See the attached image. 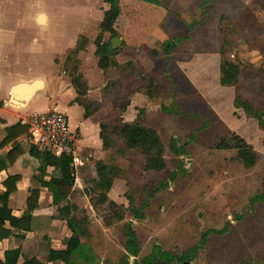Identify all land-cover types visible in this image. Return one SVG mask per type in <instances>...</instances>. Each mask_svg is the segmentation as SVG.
Returning a JSON list of instances; mask_svg holds the SVG:
<instances>
[{
	"label": "rangeland",
	"instance_id": "374dc122",
	"mask_svg": "<svg viewBox=\"0 0 264 264\" xmlns=\"http://www.w3.org/2000/svg\"><path fill=\"white\" fill-rule=\"evenodd\" d=\"M32 1L12 0L3 7L15 26L33 13ZM60 1L39 0L58 19L54 35L56 28L77 23L87 51L84 61L70 52L65 78L75 77L83 64L94 75L97 42L111 41L100 29L104 0ZM121 5L125 14L114 29L123 45L115 50L104 84L89 93L82 75L81 100L91 122L107 126L111 146L104 148L101 130L89 141L78 133L80 180L67 204L84 247L72 264H122L129 230L140 246L137 261L155 245L176 257L202 246L191 264H264V203H253L264 190V116H257L264 112V0H149L134 6L121 0ZM61 60L55 57V64ZM224 61L241 68L235 87L219 85ZM199 67H208L206 80ZM69 115L75 129L80 121L75 112ZM125 123L158 132L165 151L162 172H147L144 156L124 146L117 130ZM241 148L255 155L253 167L242 162ZM99 161L113 180L107 202L98 186ZM49 214L56 218L57 208ZM58 224V237H65L66 222ZM223 230L201 244L204 233Z\"/></svg>",
	"mask_w": 264,
	"mask_h": 264
},
{
	"label": "crops",
	"instance_id": "0c3cea01",
	"mask_svg": "<svg viewBox=\"0 0 264 264\" xmlns=\"http://www.w3.org/2000/svg\"><path fill=\"white\" fill-rule=\"evenodd\" d=\"M9 1L12 0H0V159L7 165L0 173V184L3 185L10 177H20L16 184L17 191L11 195L9 205L18 217H23L29 211L30 190L39 186L37 172L44 169L41 161L29 153L31 145L28 129L31 118L41 113L59 111L65 113L70 121L69 114L76 113L80 123L75 129L71 125V129L76 137L75 156L72 159L78 184L80 180L78 133L89 141L91 137L99 136L101 127L105 126L91 122L90 117H85L87 110L84 101L81 100L85 96H81L79 91H82L83 76L88 82L87 92L91 93L94 87L104 84L105 72L99 68V58L95 55L98 59V73L90 74L83 64L79 71L81 75L77 73L75 77L71 75L69 80L65 78L64 69L69 61L70 52L74 50L80 61H84L87 54L86 48L76 52L79 45H82L77 23L72 22L71 29L56 28L57 34L54 35L53 27L58 21L54 11H51V8L49 10L47 5L39 0H33L30 3L33 13L26 18L19 17V24L15 26L11 16H7L3 9ZM60 2L62 4V0ZM63 16L65 20H70ZM55 57H61V65L55 64ZM79 76L81 84H75L74 79ZM19 124L26 125L27 134L3 146L9 137L8 129ZM15 148L17 150L10 155ZM52 171L57 175L53 168H48L47 180L54 176H50ZM1 191H6V188L2 186ZM64 203L66 204L63 205ZM64 203L54 205L53 196L48 188H41L37 208L31 213V231L12 228L7 223L6 228L10 229L13 235L21 236V239L13 237L5 240L3 242L5 248L0 250V259L5 260L7 249L21 247L27 258H37L44 264H53L48 261L49 251L66 250L73 236L69 228L65 237H58L60 231L56 232V229L59 230L58 223L64 221L59 216V209L67 206V202ZM55 207L58 215L53 218L51 217L53 214L50 215L49 212ZM42 249H45V255L41 254Z\"/></svg>",
	"mask_w": 264,
	"mask_h": 264
},
{
	"label": "trees",
	"instance_id": "16d2710c",
	"mask_svg": "<svg viewBox=\"0 0 264 264\" xmlns=\"http://www.w3.org/2000/svg\"><path fill=\"white\" fill-rule=\"evenodd\" d=\"M130 4L137 3H145L149 0H126ZM104 4L106 6V10L104 13V18L100 29L102 33H108L111 35V41L115 38H119L120 35L115 31L114 27L118 21V19L125 14L124 7L121 5V0H104ZM135 19V18H134ZM133 29L125 36L126 41L129 43L130 38H134L132 35ZM140 42L143 40V36L140 37ZM111 41L109 43H102L101 40L97 42V51L96 55L99 58V68L104 72L108 70L111 66L113 57L116 56L118 51H113L111 49ZM86 42V40H85ZM131 42H133L131 40ZM86 43L79 45V48L76 52L83 50ZM168 47L171 46L170 43L167 44ZM169 49V48H168ZM200 70V67L197 68ZM203 74V77L208 76V67L200 70ZM241 77V68L231 62L224 61L219 66V85L222 88H232L235 87ZM204 80V82H205ZM75 84H81V77L74 79ZM199 86L206 91L204 88V83H198ZM80 87V86H79ZM80 89V88H79ZM87 90V89H86ZM81 92V93H80ZM81 96L85 94L82 91H79ZM246 109L253 113L251 108L247 103L243 104ZM90 113H86L85 117L89 118ZM257 116H264V112L261 114H257ZM107 130V126L101 127V139L103 140L104 148H110V143L106 135L104 134ZM9 137L3 143L7 145L17 138L21 136H25L27 134V127L25 124H19L15 127L8 129ZM117 135L119 139L123 142L124 146L128 150H136L139 151L145 158V170L147 172H162L166 167V161L164 158V146L158 132L152 128H148L142 124H124L121 128L117 130ZM18 149V147H17ZM16 148L10 153H14ZM29 153L31 156L37 158L44 165L43 170H38L37 172V181L38 187L31 189V197L28 201L29 203V211L27 215L23 217H18L15 212L10 208L9 200L13 193L17 191L16 184L20 180V177H10L7 181L0 184V250L3 248V242L5 240L11 239L13 237L17 239H21V236L13 235V232L10 229L6 228V224L9 223L12 228L31 231L32 217L31 213L37 208L38 201L41 194V188H48L49 192L53 196L54 205H61L64 202H69L70 195L73 191V188L76 183V177L73 166L72 157L63 155L61 157H56L50 153H41L36 148L30 146ZM240 158L242 162L247 167H253L256 158L252 151L247 150L245 148L240 149ZM7 167L6 164L3 163V160L0 159V173ZM48 168H53L57 175L50 177L49 180L46 179ZM97 173H98V186L101 191L105 193L103 196V201L107 202L108 196L107 194L111 191L113 186V180L109 177L108 167L102 162L99 161L97 163ZM2 186L6 188V191L2 192ZM264 189V185H263ZM102 198V197H101ZM253 203H264V190L263 192L253 199ZM110 205L115 207L116 203L110 201ZM71 210L70 207L65 206L59 209V216L62 220L67 222L68 228L73 233V236L68 242V246L66 250L63 251H54L50 250L48 253V261L50 263H62V264H72L73 257L78 254V252L84 247L81 239V232L79 227L76 225L75 221L70 218ZM130 238L127 241V257L122 264H131L130 258H135L133 264H172L183 263V264H191L192 259H194L198 251L202 246H198L194 248L189 254H185L183 256H173L169 252L163 251V249L155 245L153 247V252L151 255L143 258L141 261H137V258L140 253V246L137 242L135 235L129 230ZM226 230L223 231H208L204 233L201 237V244L205 245L207 238L211 234L223 235ZM81 252V251H80ZM79 252V253H80ZM0 264H44L40 262L37 258H27L23 252L21 247L7 249L5 251V260L0 259Z\"/></svg>",
	"mask_w": 264,
	"mask_h": 264
},
{
	"label": "built area",
	"instance_id": "2783aa9c",
	"mask_svg": "<svg viewBox=\"0 0 264 264\" xmlns=\"http://www.w3.org/2000/svg\"><path fill=\"white\" fill-rule=\"evenodd\" d=\"M28 139L32 147L41 153L56 157H74L76 137L71 129L69 117L59 111L41 113L31 118Z\"/></svg>",
	"mask_w": 264,
	"mask_h": 264
},
{
	"label": "water",
	"instance_id": "95a60500",
	"mask_svg": "<svg viewBox=\"0 0 264 264\" xmlns=\"http://www.w3.org/2000/svg\"><path fill=\"white\" fill-rule=\"evenodd\" d=\"M122 43H123V41L121 39H119V38L113 39L112 42H111L112 50L115 51V50L119 49L122 46Z\"/></svg>",
	"mask_w": 264,
	"mask_h": 264
}]
</instances>
